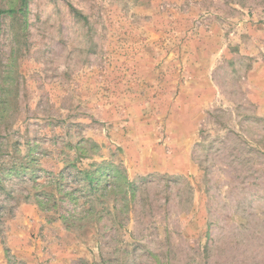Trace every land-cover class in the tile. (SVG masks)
<instances>
[{"label":"rangeland","instance_id":"374dc122","mask_svg":"<svg viewBox=\"0 0 264 264\" xmlns=\"http://www.w3.org/2000/svg\"><path fill=\"white\" fill-rule=\"evenodd\" d=\"M0 264H264V0H0Z\"/></svg>","mask_w":264,"mask_h":264},{"label":"trees","instance_id":"16d2710c","mask_svg":"<svg viewBox=\"0 0 264 264\" xmlns=\"http://www.w3.org/2000/svg\"><path fill=\"white\" fill-rule=\"evenodd\" d=\"M25 2H26V0H21V6H24L25 5ZM9 13H14L13 11H10Z\"/></svg>","mask_w":264,"mask_h":264}]
</instances>
